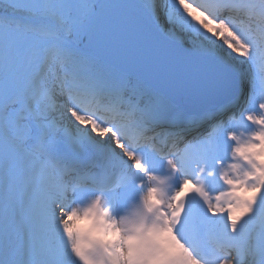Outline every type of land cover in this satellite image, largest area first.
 <instances>
[{
	"label": "snow or ice",
	"instance_id": "1",
	"mask_svg": "<svg viewBox=\"0 0 264 264\" xmlns=\"http://www.w3.org/2000/svg\"><path fill=\"white\" fill-rule=\"evenodd\" d=\"M0 264H264V0H0Z\"/></svg>",
	"mask_w": 264,
	"mask_h": 264
}]
</instances>
